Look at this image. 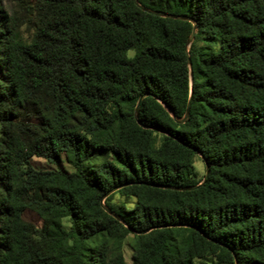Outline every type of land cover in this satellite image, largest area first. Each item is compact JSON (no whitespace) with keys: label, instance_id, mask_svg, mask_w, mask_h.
<instances>
[{"label":"trees","instance_id":"16d2710c","mask_svg":"<svg viewBox=\"0 0 264 264\" xmlns=\"http://www.w3.org/2000/svg\"><path fill=\"white\" fill-rule=\"evenodd\" d=\"M13 1L0 0V264H264V0H137L195 19L191 81L189 20L133 0ZM114 186L103 203L123 222L100 205Z\"/></svg>","mask_w":264,"mask_h":264},{"label":"water","instance_id":"95a60500","mask_svg":"<svg viewBox=\"0 0 264 264\" xmlns=\"http://www.w3.org/2000/svg\"><path fill=\"white\" fill-rule=\"evenodd\" d=\"M135 3L139 4L137 0H133ZM139 6L147 11V12H150V13H153V14H156V15H159V16H166V17H172V18H179V19H186V20H189L192 24V29H191V32L189 33L187 39H186V60H187V65L189 67V79L191 81L192 79V71H191V60H190V57L188 55V52H187V48L190 44V42L192 41L193 37H194V32H195V26H196V21L193 17L189 16V15H186V14H183V13H176V12H171V11H166V10H162V9H155V8H149L147 6H144V5H141L139 4ZM145 95V93L141 94L137 101H136V104H135V107H134V114L136 115L137 114V111H138V102H139V99ZM189 104H190V98H188L187 100V103L185 105V109H184V112L183 114L180 116V117H176L173 112H171V115L174 117V119L178 122H182L184 121V119L187 117L188 115V112H189ZM138 124L142 127H150V128H155V129H158L157 127L155 126H152V125H147V124H144V123H141V122H138ZM199 156L201 158H203L202 154L200 152H198ZM203 162H204V173L202 175V179L199 183H201L207 176L208 174V170H209V167H208V164L206 162V160L203 159ZM197 183V184H199ZM197 184H190V185H185V186H178L176 188L178 189H187V188H193L195 187ZM117 186H114L112 187L111 189H109L107 192H105L102 196H101V199H100V205L101 207L107 212L109 213L110 215H112L113 217H115L116 219H118L119 221L123 222V220L116 214L114 213L109 207H107L104 203H103V197L108 193L110 192L111 190H113L114 188H116ZM235 264L236 263V260H235Z\"/></svg>","mask_w":264,"mask_h":264},{"label":"rangeland","instance_id":"374dc122","mask_svg":"<svg viewBox=\"0 0 264 264\" xmlns=\"http://www.w3.org/2000/svg\"><path fill=\"white\" fill-rule=\"evenodd\" d=\"M24 2L26 5L29 6V5H32L34 0H24ZM3 4H4V7L9 11L16 10V6L13 0H3ZM20 33L23 38L28 39L32 33V29L28 28L26 24H22L20 26ZM127 53L128 55H132L133 50L130 49L127 51ZM32 164L37 168H48V167L53 166L52 163H50L49 161L41 157H32ZM195 166L200 174L204 173V162L200 157L195 158ZM23 217L34 222L35 224L41 223V219L39 218V216L32 210H25L23 212ZM121 251H122V254L126 262H130V255L132 252L131 247H130V237H127L125 242H123V244L121 245Z\"/></svg>","mask_w":264,"mask_h":264}]
</instances>
